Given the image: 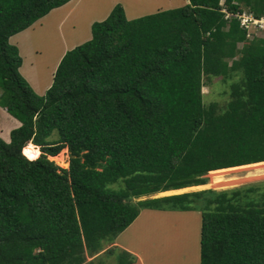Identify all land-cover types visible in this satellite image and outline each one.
Returning <instances> with one entry per match:
<instances>
[{
	"label": "trees",
	"instance_id": "obj_1",
	"mask_svg": "<svg viewBox=\"0 0 264 264\" xmlns=\"http://www.w3.org/2000/svg\"><path fill=\"white\" fill-rule=\"evenodd\" d=\"M68 1L0 0V105L20 121L0 137V264H92L142 208L197 210L208 192L199 264H264L263 207L209 189L134 201L264 161V37L240 17H264V0H188L130 19L117 3L37 93L9 38ZM212 78L223 105L204 100ZM28 142L39 155L23 153ZM64 148L67 168L51 160ZM103 253L135 261L117 245Z\"/></svg>",
	"mask_w": 264,
	"mask_h": 264
},
{
	"label": "rangeland",
	"instance_id": "obj_2",
	"mask_svg": "<svg viewBox=\"0 0 264 264\" xmlns=\"http://www.w3.org/2000/svg\"><path fill=\"white\" fill-rule=\"evenodd\" d=\"M126 1L82 0L78 8L75 6L74 9H76H73L69 15L64 13L67 7L63 4L49 12V20H47L45 24L41 26L36 25L37 23L40 24L39 22L43 20L40 18L39 21L37 20L38 22H34L31 27L29 26L30 28L27 29L28 31L25 34L22 33V30L10 36V43L15 45L18 43V46H16L19 52L21 49L22 54L20 56L23 58L24 62L22 64L23 69L20 70L22 76L28 80L31 87H33L37 93H43L40 90H46L45 87L50 82L54 67H56L55 61L58 56L61 55L62 50L64 48H66V50L70 49L88 40L91 37V31H88L87 22L91 19L93 21L105 19L107 17L105 13L109 14L117 3L125 7V16L130 19L144 13H152L156 11V9H159V7L167 9L182 6L188 2L184 0L176 5H168L165 0ZM63 17H66L65 20L58 26V20ZM240 17H242L241 22H244V26L247 28L250 37L254 35L264 37V17L254 18L248 12L242 13ZM59 51H61V53L56 57V53ZM39 76H41V78H39ZM223 88L224 85L219 78H212L211 82L202 87L205 102L217 101L220 105H223L227 99V95L222 93ZM0 92H2V88H0ZM13 120L16 124L11 122ZM10 123V127H4V125ZM18 123H20V121L10 115L8 111L0 105V137L9 141L10 131L12 128L19 126L20 124ZM54 137H56L55 134L50 136V139ZM60 153L56 156H51L53 159H50L59 167L67 168L69 165V153L67 148L62 149ZM39 154L40 148L38 155ZM263 171H258L252 167L238 168L226 171V173L222 175V178H231L233 181L232 184L226 185L225 187H190L187 190L170 194L206 189L215 192L226 190L229 193V200L233 204L244 205L253 203L264 208ZM204 176L207 177L208 182L210 174L207 173ZM232 192L236 193L231 194ZM159 193L160 192L143 195L135 198L134 201L166 195ZM210 195V192L204 193L194 198L191 204L196 206L199 211L204 205L205 198ZM181 213H183L181 210L142 208L136 220L122 231L113 243L104 242V249L93 256L94 259L92 264H116V254L110 255L103 253L105 248L112 244L121 246V248L122 245H131L135 250L133 253L135 255V261L133 264H199L200 216L197 215V218H195V216L190 217L186 216L185 213ZM146 247L150 249H145ZM91 258L92 257L88 256L87 260Z\"/></svg>",
	"mask_w": 264,
	"mask_h": 264
},
{
	"label": "bare ground",
	"instance_id": "obj_3",
	"mask_svg": "<svg viewBox=\"0 0 264 264\" xmlns=\"http://www.w3.org/2000/svg\"><path fill=\"white\" fill-rule=\"evenodd\" d=\"M60 53H61V51H59L58 53H56V57ZM36 150H39V146L33 144L32 142H28L26 144V146H24V148H23L24 154H26L28 156L33 155V153ZM243 167H252V168L257 169L258 171H260V170L263 171V169H264V161H259V162H253V163H247V164H242V165H237V166H231V167H225V168L210 170L208 172L210 174V179H209L208 182H206L204 184L190 185V186H185V187H182V188L160 191L159 194L177 193V192H181V191L187 190L190 187L191 188H193V187L194 188H203V187H210V186L211 187H214V188H220V186L225 187L226 185L232 184L233 181H232L231 178H227V179L222 178V175L225 174L226 171H231V170H235V169L243 168Z\"/></svg>",
	"mask_w": 264,
	"mask_h": 264
},
{
	"label": "crops",
	"instance_id": "obj_4",
	"mask_svg": "<svg viewBox=\"0 0 264 264\" xmlns=\"http://www.w3.org/2000/svg\"><path fill=\"white\" fill-rule=\"evenodd\" d=\"M126 1V0H125ZM166 1V4H168V5H170V4H174V5H176V4H179V3H181V2H183L184 0H165ZM188 1V0H187ZM81 2H82V0H69L68 2H66L65 4H64V6L65 7H67L66 8V10H64V13H67L66 15H69L70 13H71V11L74 9V7L76 6V8H78V6H79V4H81ZM127 2V1H126ZM168 2V3H167ZM173 2H176V3H173ZM157 5H159V4H157ZM164 5V4H163ZM146 6H147V2H146ZM124 7V6H123ZM75 8V9H76ZM74 9V10H75ZM124 9H125V7H124ZM159 9H162L161 7H159ZM156 11H157V9H156ZM155 12V11H154ZM105 14H107L108 15V13H105ZM104 14V15H105ZM146 13H144V14H141L140 16H142V15H145ZM148 14V13H147ZM106 15V16H107ZM49 18V13L48 14H46L45 16H43L42 17V21H40L39 23L40 24H36V25H39V26H41V25H43V24H45L46 23V21L47 20H49L48 19ZM65 18L66 17H63V18H60L59 20H58V26H59V24H61V23H63V21L65 20ZM103 18V17H102ZM46 19V20H45ZM101 19V18H100ZM40 19H38V21H39ZM38 21H35V23L36 22H38ZM92 22H93V20L91 19L89 22H87V27H88V31L89 30H91V24H92ZM32 26V25H31ZM30 26V27H31ZM30 27H28V28H26L25 30H23V31H25V32H23L22 31V33L23 34H25L28 30L27 29H29ZM32 29H34V28H32ZM19 35H21V34H19ZM16 45L18 46V43H16ZM68 50V49H67ZM65 51H66V48H64L63 50H62V53H61V55L60 56H58V58L56 59V63H55V65L57 66V64H58V62H59V60H60V58L62 57V55L65 53ZM20 54H22L21 53V49H20ZM24 62H22V64H23ZM55 68L56 67H54V70H55ZM23 69V67L21 66V68H20V70H22ZM53 70V71H54ZM53 75V74H52ZM52 75H51V78H50V82L47 84V86L45 87V88H47L49 85H50V83H51V81H52ZM39 78H41V76H39ZM33 85V84H32ZM41 92H44V89H42V90H40ZM3 113V112H2ZM13 124H16L15 123V121L13 120V121H11ZM18 124H20V123H18ZM3 125V124H2ZM11 126V123L10 124H6V125H4V127L5 128H8V127H10ZM15 128V127H14ZM183 213H185V215L186 216H195V218H197V215H199L200 216V219H201V214H200V211H198V210H195V209H191V210H181ZM183 213H181V214H183ZM136 220V219H135ZM134 220V221H135ZM200 224H201V221H200ZM200 227H201V225H200ZM115 245V244H114ZM119 247H121V246H119ZM122 248H124V249H126V250H128V251H130L131 253H134L135 252V250H134V248L131 246V245H122ZM145 249H150L149 247H146ZM200 253V252H199ZM199 263H200V258H199Z\"/></svg>",
	"mask_w": 264,
	"mask_h": 264
},
{
	"label": "built area",
	"instance_id": "obj_5",
	"mask_svg": "<svg viewBox=\"0 0 264 264\" xmlns=\"http://www.w3.org/2000/svg\"><path fill=\"white\" fill-rule=\"evenodd\" d=\"M242 24L244 25V22H242Z\"/></svg>",
	"mask_w": 264,
	"mask_h": 264
},
{
	"label": "water",
	"instance_id": "obj_6",
	"mask_svg": "<svg viewBox=\"0 0 264 264\" xmlns=\"http://www.w3.org/2000/svg\"><path fill=\"white\" fill-rule=\"evenodd\" d=\"M167 195V194H166Z\"/></svg>",
	"mask_w": 264,
	"mask_h": 264
}]
</instances>
